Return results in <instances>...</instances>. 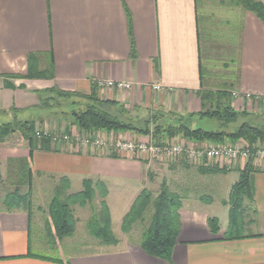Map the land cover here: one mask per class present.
I'll list each match as a JSON object with an SVG mask.
<instances>
[{
  "label": "crops",
  "instance_id": "0c3cea01",
  "mask_svg": "<svg viewBox=\"0 0 264 264\" xmlns=\"http://www.w3.org/2000/svg\"><path fill=\"white\" fill-rule=\"evenodd\" d=\"M257 1L264 4V0ZM51 56L53 79L27 78L31 64L38 63L45 70ZM99 81L129 82L133 88L101 89ZM95 86L102 100L114 101L141 119L154 114H198L201 94L206 91L259 97L258 104L243 101L236 107L232 98L236 111L255 115L264 111V23L234 0H0V116L8 122L44 120L47 129L41 99L50 97L52 89L89 96ZM154 86L163 91H155ZM66 128L81 133L69 123ZM98 133L107 140L102 149L53 141L51 150H36L32 156L28 142L19 133L11 135L0 144V183L10 180L9 193L15 191L19 172L14 171L13 162L18 160L29 161L32 194L36 175L53 193L64 178L70 183L69 194L81 192L85 180L101 181L108 189L105 201L112 224L116 215L122 227L140 194L153 190L156 197L166 182L183 203L170 261L142 249L144 233L135 241L118 239L115 245L98 239V243L83 242V249L93 246L94 250L66 258H39L42 254L33 247L32 230L34 224L43 227L40 217L47 204L30 211H8L3 205L7 193L0 206V264H264V164L255 166L250 176L252 197L244 204L245 237L226 240L230 192L240 179L237 175L231 183L232 176L243 166L206 174L177 160L169 162L174 163L170 170H162L160 165L167 162L118 152L112 143L118 138L153 140L150 136ZM167 170L184 177L175 185L151 177L153 172ZM23 189H27H21L23 195L30 191ZM218 206L225 209L223 216ZM212 218L220 223L217 234L209 226Z\"/></svg>",
  "mask_w": 264,
  "mask_h": 264
},
{
  "label": "trees",
  "instance_id": "16d2710c",
  "mask_svg": "<svg viewBox=\"0 0 264 264\" xmlns=\"http://www.w3.org/2000/svg\"><path fill=\"white\" fill-rule=\"evenodd\" d=\"M234 1L244 10L255 14L264 23L263 3L257 0ZM131 57L133 60L137 58L134 44H132ZM53 77L52 56L50 66L45 70H40L38 63L29 66L27 75L29 79L50 80ZM15 78L20 77L15 76ZM50 92V97L41 99L42 108L51 110L53 108L51 103L56 98L71 100L73 126L91 136L99 131L132 132L141 136H150L156 145L176 138L195 143L216 144L229 140L245 143L250 148H254L259 143L264 144V114L254 115L247 110L236 111L232 103V96L226 91L203 92L201 94L202 111L198 114L185 117L173 113L154 114L143 119L141 123H136L130 118L129 112L118 103L102 100L98 95L96 86L89 96L66 93L57 89H52ZM56 106H59V103ZM77 107H79V111H77ZM195 116L217 120L221 123L222 129L220 131H205L201 128L191 127L190 123ZM253 118H256L258 122L255 123ZM235 124L238 126L233 127ZM17 132L24 141L28 142L31 148V156L36 150L49 151L52 149L53 137H38L35 121H18L16 119L0 125V144L6 142L11 135ZM16 164L20 180L16 183L15 191L5 197L3 205L8 211L19 208L30 211L32 178L29 174V161L18 160ZM201 171L206 174H217L227 173L230 170L212 168L201 169ZM254 171L253 163H247L240 171L239 181L231 189L228 202L230 205L229 229L225 234L226 240H237L245 237L244 204L247 199L252 197L250 176ZM83 185V190L77 194H69L70 183L67 178H64L57 186L56 195L48 208L49 220L46 224V235L49 244L56 245L75 233L76 220L73 207H85L96 197L97 193L102 199L101 208L89 222V232L94 238L106 245H115L118 242L112 233L111 214L105 201L108 196L106 185L101 181L94 182L92 180H85ZM24 186H28L30 190L27 195L21 193ZM182 205V198L172 192L166 182L163 183L162 189L156 197L153 196L152 192L145 190L123 218L122 231L129 233L132 226L141 220L147 209L152 206L154 215L150 226L144 232L141 247L152 257L170 261L180 232L179 211ZM209 226L214 234L219 233L220 223L217 219H210ZM29 255L32 256L31 253ZM38 257L55 260L43 255Z\"/></svg>",
  "mask_w": 264,
  "mask_h": 264
},
{
  "label": "rangeland",
  "instance_id": "374dc122",
  "mask_svg": "<svg viewBox=\"0 0 264 264\" xmlns=\"http://www.w3.org/2000/svg\"><path fill=\"white\" fill-rule=\"evenodd\" d=\"M54 100L55 101L51 103L53 108L51 110H46V114H45L47 115V118H46L47 129H45V126H44L45 121L42 120L43 122L36 124V130L43 131V132L48 131V132H52V134H58V135L71 133L69 131V128H66L65 130L66 132L63 130V128H65L68 123L71 124V126L73 125L72 124L73 118L71 116V110H72L71 102L72 101L66 100V99L60 100L59 98H56ZM58 103H59V106H56V104ZM77 111H79V107H77ZM261 114H264V111L260 113L258 112L256 115H261ZM128 115L130 116V118L136 121V123H141L142 120L144 119V118L141 119V118L133 117V115L131 116L130 113ZM36 119H39V118H36ZM253 120L256 121L255 123L258 122L256 118H253ZM4 123H8V120H6L5 116H0V125ZM190 126L194 128H201L205 131H220L222 129L221 123H219V121L208 119V118H200L198 116H196L193 119V121L190 123ZM237 126L238 125L235 124L233 127H237ZM82 132L83 131H81V133L79 134L81 135L87 134L85 132L84 133ZM181 161H183L184 163H187L184 160H181ZM16 162L17 161L13 163L16 164ZM173 164L174 163H165L163 165H160L159 168H161L162 170L163 168H168L170 170V167ZM17 170L18 168L15 169L14 171H17ZM157 173L159 174L157 175ZM0 174H1V170H0ZM237 175H240L239 171L234 172L231 183L235 181V178L237 177ZM37 176L38 175L35 176V180L33 182V194L31 193L32 195L31 197L32 206L31 207L35 208V206H37L38 204H43V203H46L47 206L44 208V210H42L43 212L40 217L43 227L39 228L37 224L33 225L32 237L34 241L33 247L35 251L49 258H61V257L66 258V257H69L70 255L80 253L81 251H93L94 250L93 246H90V248H85V249H83L82 247L86 245L84 243H90V244L92 242L98 243V240L91 236L89 229H88L89 222L94 218L95 214H97L99 209L101 208L102 199L100 198L98 193L96 197L92 201H90L85 207H80V206L73 207L74 217L76 220L75 233L71 237L64 239L62 242H58L56 245H52V244H49L48 242V238L46 235V224L49 220L48 208L54 196L56 195V190L54 191V193L53 191L49 192L48 183L47 182H44L43 184L40 183L42 178H38ZM152 176H153V179H156L157 177V180H158L157 182L159 183L161 180L167 179L171 184L173 183V185H175V182L178 181L179 178L184 177L182 175H179L178 172H174V171H168V172L156 171L152 173L151 177ZM19 180L20 178L17 179V182ZM25 187L26 186L22 187L23 192L27 191V189H23ZM12 188L13 187H12L10 180L9 182L7 181V183H4V184L0 183V206L2 205L1 202L4 196L10 191H12ZM15 189H13V191ZM151 191H152V194L155 193V191L153 190ZM217 211H219L218 213L219 215L223 216L225 209L222 206H218ZM33 212H36V210H34ZM153 215H154V208L151 206L147 209L143 218L132 226V229L130 230L129 233H124L122 231L120 219L115 215L114 224H112V233L114 237L117 239V241L118 239H125V238H128L130 241L138 240L143 235V233L146 231V229L150 226ZM122 224H123V221H122Z\"/></svg>",
  "mask_w": 264,
  "mask_h": 264
},
{
  "label": "built area",
  "instance_id": "2783aa9c",
  "mask_svg": "<svg viewBox=\"0 0 264 264\" xmlns=\"http://www.w3.org/2000/svg\"><path fill=\"white\" fill-rule=\"evenodd\" d=\"M97 86L101 89H116L119 91L131 90L133 84L129 82H113V81H99ZM154 90L161 92V86H154ZM171 91V89H169ZM233 101L236 104L247 101L256 104L262 101L259 97H254L250 94H243L239 92L232 93ZM244 110V109H243ZM38 137L51 136L54 142H66L75 144L77 147L102 149L107 145V140L100 133L94 135L89 134H52L48 131L36 130ZM116 151L124 154H132L134 156H143L159 160L162 162H172L177 160H184L190 166L202 169H228L232 170L239 166L245 167L247 163L252 162L254 166H261L264 164V144L259 143L250 148L242 142H225V143H210V145H193L186 143L184 139L178 141L167 140L160 145H156L153 140L145 142L135 141L133 139H115L112 141Z\"/></svg>",
  "mask_w": 264,
  "mask_h": 264
}]
</instances>
